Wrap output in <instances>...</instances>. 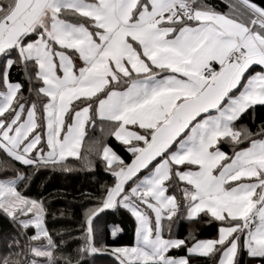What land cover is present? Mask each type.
<instances>
[{
  "label": "snow or ice",
  "instance_id": "1",
  "mask_svg": "<svg viewBox=\"0 0 264 264\" xmlns=\"http://www.w3.org/2000/svg\"><path fill=\"white\" fill-rule=\"evenodd\" d=\"M257 106L256 0H0V264H264ZM97 163L111 179L82 194L78 228L51 229L30 170ZM122 210L134 242L112 226L109 243L96 221ZM181 220L217 233L178 236Z\"/></svg>",
  "mask_w": 264,
  "mask_h": 264
},
{
  "label": "trees",
  "instance_id": "2",
  "mask_svg": "<svg viewBox=\"0 0 264 264\" xmlns=\"http://www.w3.org/2000/svg\"><path fill=\"white\" fill-rule=\"evenodd\" d=\"M209 2L219 5L220 0H209ZM14 76L17 79H21L19 73L14 72ZM255 112L257 122H259L260 119H264V107L257 106ZM247 119L248 118H246V121ZM111 142L113 145L117 144L114 140H111ZM224 150H228L227 145L224 146ZM2 159V154H0V160ZM69 160H74V158H69ZM7 163L12 168L18 166L12 164L10 161ZM30 171H32L30 182L24 187L23 192L29 197H43L45 199L49 213L56 214L55 220L49 216V227L53 230H74L78 228L83 213V209L81 208L83 202L82 194L95 191L100 184L111 179L98 163L95 169L81 167L79 164H76L71 171H63L61 169H39ZM3 174V165L0 164V175ZM61 213H64V215L61 216ZM96 225L101 230L104 239L109 243L113 239L110 235L112 226H119L121 229L118 233L120 243L129 244L134 242V219L123 210L120 212L109 211L96 221ZM13 231L14 226L3 213H0V236L11 234ZM174 231L181 237L192 232L197 238H211L216 235L217 226L215 223H190L181 220L178 222ZM73 235H75V233H73ZM65 239H67V237H65ZM77 243L78 241L70 242L69 250H74ZM2 250L3 245L0 243V251ZM90 264H113V260L107 255H97L90 261ZM201 264H205V262L201 261Z\"/></svg>",
  "mask_w": 264,
  "mask_h": 264
},
{
  "label": "water",
  "instance_id": "3",
  "mask_svg": "<svg viewBox=\"0 0 264 264\" xmlns=\"http://www.w3.org/2000/svg\"><path fill=\"white\" fill-rule=\"evenodd\" d=\"M256 2H257L258 4H260L261 6H264V0H256Z\"/></svg>",
  "mask_w": 264,
  "mask_h": 264
},
{
  "label": "rangeland",
  "instance_id": "4",
  "mask_svg": "<svg viewBox=\"0 0 264 264\" xmlns=\"http://www.w3.org/2000/svg\"><path fill=\"white\" fill-rule=\"evenodd\" d=\"M119 227V226H118Z\"/></svg>",
  "mask_w": 264,
  "mask_h": 264
}]
</instances>
